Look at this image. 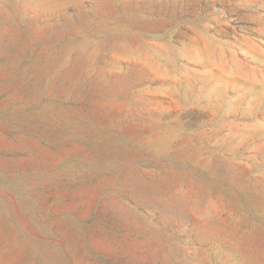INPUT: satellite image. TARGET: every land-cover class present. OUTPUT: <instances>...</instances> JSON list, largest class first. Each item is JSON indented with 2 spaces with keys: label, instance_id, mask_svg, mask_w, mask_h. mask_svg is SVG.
<instances>
[{
  "label": "rangeland",
  "instance_id": "obj_1",
  "mask_svg": "<svg viewBox=\"0 0 264 264\" xmlns=\"http://www.w3.org/2000/svg\"><path fill=\"white\" fill-rule=\"evenodd\" d=\"M0 264H264V0H0Z\"/></svg>",
  "mask_w": 264,
  "mask_h": 264
}]
</instances>
